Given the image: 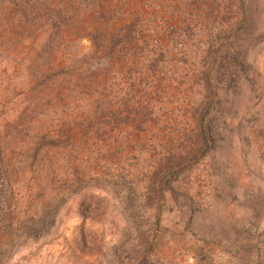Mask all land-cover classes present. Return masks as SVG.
<instances>
[{
	"label": "trees",
	"instance_id": "16d2710c",
	"mask_svg": "<svg viewBox=\"0 0 264 264\" xmlns=\"http://www.w3.org/2000/svg\"><path fill=\"white\" fill-rule=\"evenodd\" d=\"M0 21V65L16 63L0 74V264L90 187L106 194L83 201V217L105 226L109 203L117 207L106 264L176 254L264 264L261 216L248 200L264 177L250 172L246 185L221 153L264 91V33L248 0H0ZM23 42L31 48L19 57ZM256 120L237 134L254 148L257 131L264 150V114ZM216 214L229 216L240 243L197 222ZM241 245L244 255L230 254Z\"/></svg>",
	"mask_w": 264,
	"mask_h": 264
},
{
	"label": "rangeland",
	"instance_id": "374dc122",
	"mask_svg": "<svg viewBox=\"0 0 264 264\" xmlns=\"http://www.w3.org/2000/svg\"><path fill=\"white\" fill-rule=\"evenodd\" d=\"M249 7L255 19V24L263 30L264 33V0H248ZM2 23L0 21V33L2 30ZM45 37V33L37 34L36 43H40ZM13 40H11L12 42ZM32 43V42H31ZM30 42H23L20 44L17 49L21 52L17 56L23 57L28 49H30ZM89 41H85L83 46L88 47ZM255 52H252L254 55ZM18 57V58H19ZM253 57V56H252ZM1 59V56H0ZM16 63L9 57L5 59V62L0 65V74H8L9 66H14ZM7 68L5 69L4 67ZM257 72L260 73L258 77L260 81H264V49L259 55V61H257ZM260 99L262 102H258L252 108L251 113L247 112V116L243 121L234 128V130L228 132L227 138L222 142V154L230 157L232 161L231 170L236 172L243 178V182L247 185L249 183L250 172L254 174L261 175L264 177V150L261 148L260 142L252 139H256V132L253 131L250 139L253 146L250 144H242V139L237 134L238 132H243L246 135V132L250 133V126L253 124V129L256 125L259 124L255 117H261L264 114V91H260L257 94L255 102ZM249 97L246 99L243 98L242 105L243 109L247 107L249 102ZM249 107V106H248ZM244 118V116L241 114ZM254 118V119H253ZM246 137V136H245ZM255 149V150H254ZM249 173V177L247 174ZM263 188V189H262ZM262 188H259V191L250 193L249 191V202L251 201L252 205L256 207L261 216L260 231L261 236L264 238V185ZM219 192L221 189L218 190ZM105 191L101 188L90 187L86 191L74 196L70 201L66 203L63 207L59 219L56 224L53 225L50 231L40 237L39 239L29 238L25 243L20 245L16 252H14L7 260L6 264H106L104 258L106 253L109 254L114 241L118 238L120 234L121 227L117 223V217H113V214H116V206H113V203H109L108 211H105L107 215L105 216L104 222L105 226H100L99 223H94L90 219H86L82 216V202L86 201L90 204H95L98 199L105 195ZM242 201L237 200V206L242 207ZM228 208V206H227ZM112 210V211H111ZM115 210V211H114ZM111 212L113 214H111ZM199 220V221H198ZM197 222L202 227L205 228L208 226L209 230L214 233H224L225 238H231L232 243H240L242 237L238 236V232L233 226H231V219L228 215L223 217L220 214L211 216L208 221L202 219L201 215L199 216ZM197 224V223H196ZM231 227V228H230ZM87 234L88 243L84 244L82 241V232ZM236 237V238H235ZM92 239H97V243L90 244ZM230 242V241H228ZM242 244V243H241ZM225 245H227L225 243ZM103 248L102 254L99 251V248ZM223 247L226 249L228 246ZM164 249L170 250L169 247ZM113 251V248H112ZM236 252L231 251L230 254L241 253L238 256L244 255L245 247L241 245L238 249H235ZM244 252V253H242ZM229 253V252H226ZM230 254H224L223 256L231 257ZM174 257V256H173ZM236 259V258H235ZM163 260L161 264H195V258L189 255H178L176 254L174 259ZM152 264H160L159 260L152 261Z\"/></svg>",
	"mask_w": 264,
	"mask_h": 264
}]
</instances>
